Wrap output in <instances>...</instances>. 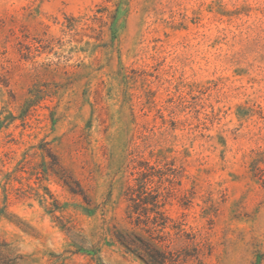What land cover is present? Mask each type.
I'll return each mask as SVG.
<instances>
[{"label":"rangeland","instance_id":"obj_1","mask_svg":"<svg viewBox=\"0 0 264 264\" xmlns=\"http://www.w3.org/2000/svg\"><path fill=\"white\" fill-rule=\"evenodd\" d=\"M0 264H264V0H0Z\"/></svg>","mask_w":264,"mask_h":264},{"label":"trees","instance_id":"obj_2","mask_svg":"<svg viewBox=\"0 0 264 264\" xmlns=\"http://www.w3.org/2000/svg\"><path fill=\"white\" fill-rule=\"evenodd\" d=\"M141 172L139 173L141 177L136 184L129 186L126 190V199L128 201L127 209L131 215L136 213L139 207L142 206L141 211L144 212L145 217H148L150 212H157L160 194H151V191L147 187L152 182L151 177L146 178Z\"/></svg>","mask_w":264,"mask_h":264}]
</instances>
